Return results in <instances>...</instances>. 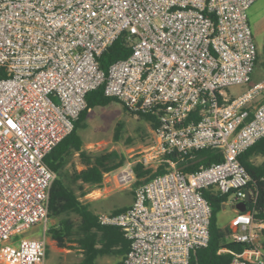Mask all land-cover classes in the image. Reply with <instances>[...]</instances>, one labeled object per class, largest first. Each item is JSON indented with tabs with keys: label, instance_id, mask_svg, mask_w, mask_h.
<instances>
[{
	"label": "built area",
	"instance_id": "built-area-1",
	"mask_svg": "<svg viewBox=\"0 0 264 264\" xmlns=\"http://www.w3.org/2000/svg\"><path fill=\"white\" fill-rule=\"evenodd\" d=\"M254 2L0 0V264H47L45 232L18 236L49 218L57 172L45 158L100 86L129 111L159 119L151 148L117 179L133 182L136 163L166 168L135 187L125 210L98 213L131 242L120 264H190L208 246L212 205L204 190L245 200L251 175L240 155L264 138V80L235 98L224 92L252 80ZM125 31L135 36L132 52L104 69L100 56ZM204 148L224 159L192 172L178 167ZM254 212L247 205L230 222L232 239L245 245L231 251V264H264V221Z\"/></svg>",
	"mask_w": 264,
	"mask_h": 264
},
{
	"label": "trees",
	"instance_id": "trees-1",
	"mask_svg": "<svg viewBox=\"0 0 264 264\" xmlns=\"http://www.w3.org/2000/svg\"><path fill=\"white\" fill-rule=\"evenodd\" d=\"M134 39L135 36H130L127 31L123 32L103 51L100 56L101 66L108 69L112 63L128 57L132 52ZM2 76H5V73L0 71V77ZM114 101L120 102L115 97L107 96L103 86L89 92L87 94L88 108L75 121L73 131L45 158L48 166L57 172L51 192L49 218H57L58 222L50 226L47 232L59 247L81 252L83 258L75 264H98V258L105 255L121 257L122 261L130 249L131 242L123 230L118 226L100 223L99 214L91 209L87 202L81 200V195H85L90 190L84 189L80 195L72 185L82 182L90 189L103 188L105 176L127 163L126 155L117 150L101 153L87 150L80 134V130L87 127V117L93 108L107 106ZM125 109L128 110L126 107ZM138 115L139 118L148 122L152 129L159 125V119L153 112ZM192 118L197 119V112H193L189 120ZM121 126V123L116 125V137ZM73 154H78V163L82 165L81 168L78 163L72 161ZM258 155H264V138L242 153L240 161L251 175L247 188L251 191L252 198L248 201V207L254 208L256 220L264 221V162L256 164L253 160V157ZM223 159L224 155L219 149L204 148L187 155L179 161L178 167L185 172H192ZM70 164L72 167L68 168ZM133 170L137 185L166 172L165 165L153 169L142 163H136ZM204 194L212 205L210 241L208 246L199 248L192 254L190 264H231L233 259L231 251L241 252L245 248L243 243L232 239L231 226L221 227L218 223V213L222 210V205L229 201L231 193L220 194L207 189L204 190ZM127 207H120L113 212L118 213ZM260 232L264 238V227Z\"/></svg>",
	"mask_w": 264,
	"mask_h": 264
},
{
	"label": "rangeland",
	"instance_id": "rangeland-1",
	"mask_svg": "<svg viewBox=\"0 0 264 264\" xmlns=\"http://www.w3.org/2000/svg\"><path fill=\"white\" fill-rule=\"evenodd\" d=\"M248 18L258 46L259 59L252 80L249 83L234 84L224 89L229 98L238 97L255 83L264 80V0H255L248 9ZM86 122L87 127L80 130L85 148L94 153L111 150L123 153L128 161L120 170L127 167L132 160L146 155L154 142V132L150 124L139 118V115L126 110L118 101H114L107 106L93 108ZM118 123H121L122 126L118 137H116V125ZM71 159L78 163V154H73ZM255 162L258 164L263 163L264 155L256 157ZM71 167L72 164L68 165V168ZM81 167L82 165L79 164V168ZM118 170L105 176L103 188L90 189L82 182L73 183L72 185L80 195L84 189L90 190L85 195H81V200L87 202L96 213L113 212L120 207L131 205L134 199V190L137 186L136 175L130 184L120 182L116 176ZM235 215V209L222 208L218 213L219 225L221 227L230 226V222ZM57 222V218H48L46 222L23 231L18 238L41 237L45 232L48 243L47 264H75L83 258L81 252L59 247L56 241L48 235L49 227ZM120 261L121 257L112 255L98 258V264H119Z\"/></svg>",
	"mask_w": 264,
	"mask_h": 264
},
{
	"label": "water",
	"instance_id": "water-1",
	"mask_svg": "<svg viewBox=\"0 0 264 264\" xmlns=\"http://www.w3.org/2000/svg\"><path fill=\"white\" fill-rule=\"evenodd\" d=\"M247 196L245 198V200L242 201H238L235 203H224L222 205L223 209L229 208V209H235V210H239L241 212H245L247 210V205H248V201L251 199V191L247 190L246 191Z\"/></svg>",
	"mask_w": 264,
	"mask_h": 264
},
{
	"label": "crops",
	"instance_id": "crops-1",
	"mask_svg": "<svg viewBox=\"0 0 264 264\" xmlns=\"http://www.w3.org/2000/svg\"><path fill=\"white\" fill-rule=\"evenodd\" d=\"M258 156H260V155H258ZM258 156H254V157H253V160L255 161V158L258 157ZM255 163H256V162H255ZM256 164H258V163H256ZM230 201H231V200H229L227 203H229ZM236 212H237V210H236ZM263 242H264V238H263Z\"/></svg>",
	"mask_w": 264,
	"mask_h": 264
}]
</instances>
